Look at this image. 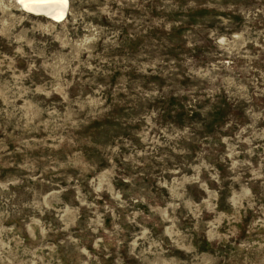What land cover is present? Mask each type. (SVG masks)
Returning a JSON list of instances; mask_svg holds the SVG:
<instances>
[{
    "label": "rangeland",
    "instance_id": "obj_1",
    "mask_svg": "<svg viewBox=\"0 0 264 264\" xmlns=\"http://www.w3.org/2000/svg\"><path fill=\"white\" fill-rule=\"evenodd\" d=\"M68 1L0 0V264H264V0Z\"/></svg>",
    "mask_w": 264,
    "mask_h": 264
},
{
    "label": "bare ground",
    "instance_id": "obj_2",
    "mask_svg": "<svg viewBox=\"0 0 264 264\" xmlns=\"http://www.w3.org/2000/svg\"><path fill=\"white\" fill-rule=\"evenodd\" d=\"M16 2L28 12L45 15L58 21L66 15L69 4L68 0H16Z\"/></svg>",
    "mask_w": 264,
    "mask_h": 264
},
{
    "label": "water",
    "instance_id": "obj_3",
    "mask_svg": "<svg viewBox=\"0 0 264 264\" xmlns=\"http://www.w3.org/2000/svg\"><path fill=\"white\" fill-rule=\"evenodd\" d=\"M18 1V0H17Z\"/></svg>",
    "mask_w": 264,
    "mask_h": 264
}]
</instances>
